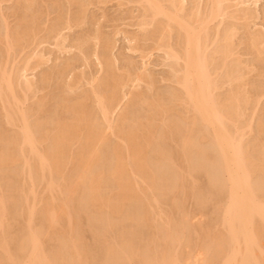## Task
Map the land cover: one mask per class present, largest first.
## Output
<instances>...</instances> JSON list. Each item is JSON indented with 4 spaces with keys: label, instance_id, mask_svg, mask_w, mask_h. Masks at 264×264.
Wrapping results in <instances>:
<instances>
[{
    "label": "bare ground",
    "instance_id": "1",
    "mask_svg": "<svg viewBox=\"0 0 264 264\" xmlns=\"http://www.w3.org/2000/svg\"><path fill=\"white\" fill-rule=\"evenodd\" d=\"M23 1L25 10L35 5ZM124 1L139 10L138 31L125 37L139 66L120 61L99 28L69 43L65 31L84 23L81 3L64 21L60 13L44 28L38 18L20 20L4 35L10 51L35 48L13 71L0 70V119L14 128L0 125V264H264L261 111L253 124L264 98L258 0ZM44 43L61 55L77 51L94 71L67 63L34 79L49 61ZM155 51L169 69L165 93L147 72ZM51 79L57 92L47 106L37 93ZM200 176L221 199L214 218L195 224L183 202L194 198L203 210ZM14 216L26 222L17 235ZM139 227L146 234L138 238Z\"/></svg>",
    "mask_w": 264,
    "mask_h": 264
},
{
    "label": "rangeland",
    "instance_id": "2",
    "mask_svg": "<svg viewBox=\"0 0 264 264\" xmlns=\"http://www.w3.org/2000/svg\"><path fill=\"white\" fill-rule=\"evenodd\" d=\"M76 1L78 4L81 3L80 5L82 8H80V9L82 10L81 11L82 15H85V19H84V23H82L78 26H75L70 31H65V33L67 34V37L70 39V40L68 39L70 41L69 43H72L73 40H75V38L81 37L84 34H87V33L93 34L94 31L96 30V28H99L101 33L102 34L104 33L103 35H105L107 38L110 39V41H112V43H114L113 44L114 45V47H113L114 48V50H113L114 54L117 55L118 58L119 57L121 58L123 56L122 59L119 58L120 61H123V60L124 61H130L132 64L134 63L135 65L139 66L142 62V61H140L141 58H139L140 54L138 52L134 53L128 49V47L130 45L127 41V38H125L126 36L127 37L131 36V34L135 33V31L136 32L138 31V27H136L135 23H136V17H138V14H139L137 12H139V10L137 9L136 5L132 4V3H127L124 0L123 1L122 0H120V1H118V0H106V1H103L104 3H102V0H76ZM122 2L125 3L126 5L125 4L123 5ZM26 4L27 3H25V1H23V0H6V1L3 0V1H0V36H1V39H0V70H2V69L5 70L7 68V70H5V72H7V73H9L10 71H13L15 69V66L20 64V61H21V58L23 57V55L28 54L34 50L35 44L30 43L31 44V45L29 44L30 46L27 45L28 48L26 47L27 50H25L23 53H20V48L18 49L17 46L15 47L16 50H14V48H13L10 51V49H6L8 47H5V45L10 46V44H8V42H10L9 38H7V36L5 38L4 35H6V34L12 35V32H15V30L19 29L20 28V26H19L20 20H27L30 22V21H32V20H30V18L31 19L33 17H35V19L38 18L40 20V22L37 19H36V21H37V24L41 23V24H39V25H41V28L49 26L53 22L52 20H54L57 16H60V15L64 21L66 19V17L69 16V12L77 9V5H78V4L77 5L71 4L69 6V4L67 3L66 0H57V1L56 0H52V1L51 0H37V1L35 0V5L31 8H29L30 10H25ZM252 7H254V6L252 5ZM254 8H256L260 14L259 17L257 18V20L255 21L256 26L258 27L261 24L262 14L264 13V0H258L257 5ZM21 10H22V12H21ZM18 11H20V12H18ZM40 11H42V12H40ZM58 13H60V15ZM31 14H33L34 16ZM134 14L137 16H135ZM130 16H132V18H130ZM30 24H32V22H30ZM18 26H19V28H16ZM6 30L8 32H6ZM116 30H119L117 34H116V32H117ZM43 31L44 30L42 29L41 31L37 32V35H36L34 41L35 40L39 41L40 38L45 35V31L44 32ZM127 33H130V34H127ZM7 39H8V41H6ZM4 41H5V43H4ZM141 43H144V42L142 41ZM144 44L147 45V44H149V42H145ZM91 47H92V42L89 43V46L87 45V49L85 51L88 52L91 49ZM40 49H43V52L45 53V55L47 57H49V61L42 64L41 67L35 71L34 79L35 78L40 79L41 74H42L41 72L48 71L49 68L50 69H58V66H64L67 63H72L73 66L75 67L76 71H82L84 69V72L86 74H89L90 72L94 71V65L92 63L90 66H86V67L82 66V59H81L80 54L77 51H72V53L71 52H64L61 55L60 52L53 50L52 46H50L48 43L41 44ZM8 50H9V52H8ZM10 52H11V55H10ZM7 54H8V56H7ZM150 57L151 58L148 59V65H147L148 71L147 72L152 74L153 78L155 79V82H156L155 90H158V91L160 90V91L165 93L167 90H169V88L171 86L170 82L163 80L164 77L168 76L169 69H168L167 65L165 64V62H162L164 60H163V55L161 52L155 51V52H153V54ZM11 68H12V70H11ZM254 75L255 74H253V78H254V80H256L255 78H257V75H255V77H254ZM56 82H57L56 79L55 80L51 79V81L49 80V81H47V83L46 82L42 83V88H44V89H42L41 92L37 93L38 97L48 96L47 97V100H48L47 106H52L51 104H53L52 102H54V100H55L54 98L52 99L51 97L55 95V92H57ZM263 101H264V98L258 107L259 110H257V115L254 114V116H253V111L250 112L251 113V115H250L249 111L251 110V108H249L247 110L248 111L246 113V115H248V116H246L247 122H248L249 118H251L252 116L254 118L256 116L253 119V124H254L256 118H258V115L260 117L259 112L261 111L262 114H264V102ZM249 116H251V117H249ZM0 125H2V127L4 129L7 128L6 130H8V132H10V131L12 132L14 129V128H10V126L6 125L3 118L0 119ZM253 136H254V132H253V134L251 132V134H248L246 136V138L251 139ZM111 138L112 137H110V139ZM111 140H115V138H112ZM171 145H174V144L172 143ZM198 178H199V180H198L199 186L201 189V190H199V192L203 196L202 201H203V199L206 198L202 203L203 204L202 205L203 210L200 209V206L197 204V202L194 198H191V199L188 198L187 201L185 200V202H183L184 203L183 204V207H184L183 210L186 209L187 212L191 213L195 217V218L192 217V218H194V219H192L193 223L196 222L195 224H201V223L204 224V223H207L208 220H210L216 216V214H213V212H212L211 205L213 206V204H214L213 202L218 200L221 196H219V195L215 196V194H212V193H214L212 190L213 188H209L210 186L208 185V183L204 177L200 176ZM200 180H201V182H200ZM42 185H44V182L39 185L40 187L38 186L36 188V192L38 195L42 191V188H41ZM38 188H39V190H38ZM205 191H207V192H205ZM211 197H213L212 200H211ZM208 198H209V200H208ZM167 202H168V200L162 199L161 205L162 204L163 205L161 206V208H163L166 212L168 211L167 213L170 215H173V216L177 215L175 217V218H177L179 216V214L177 212L178 210L170 204V201L168 203ZM165 203H167V204L165 205ZM206 204H207V206H206ZM169 206H171V207L169 208ZM201 210L204 212V214L202 213ZM209 211H211L212 213ZM206 216H208V217H206ZM14 217L17 220L13 221L14 218H13V220H11L10 217H8V219H10L9 223H11L10 224V232H12V233L14 232L12 235H14L15 233H16L15 235H17L18 232L21 230V227H24V223L26 224V222H25V220L22 219L23 217H21V216H17L18 218L16 216H14ZM88 232L86 231L84 233L85 237H86L85 239H87L86 242L88 245L90 244L89 245L90 249L91 250L93 249L92 254H93L94 258L100 259L102 257V250H100V247L98 246V242L94 241V239H92L90 232L89 233ZM145 232H146V230L144 227H143V229H142V227H139V229H138L139 236L137 235L138 238L143 236V235L145 236V234H146ZM113 233L109 232L106 235L109 237V240L112 239L113 236H115V234H113ZM86 235L87 236L89 235L88 238ZM90 239H91V241H89ZM48 244L52 245V244H54V242H51ZM97 249L99 251H96ZM98 252H99V256H98ZM95 255L98 257H96Z\"/></svg>",
    "mask_w": 264,
    "mask_h": 264
}]
</instances>
